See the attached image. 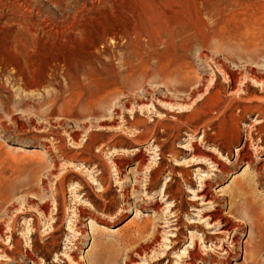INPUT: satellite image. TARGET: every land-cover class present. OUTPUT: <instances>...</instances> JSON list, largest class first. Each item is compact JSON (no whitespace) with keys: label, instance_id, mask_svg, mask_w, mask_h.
Masks as SVG:
<instances>
[{"label":"rangeland","instance_id":"1","mask_svg":"<svg viewBox=\"0 0 264 264\" xmlns=\"http://www.w3.org/2000/svg\"><path fill=\"white\" fill-rule=\"evenodd\" d=\"M27 1L0 4V264H264V0ZM141 9L156 29L105 39Z\"/></svg>","mask_w":264,"mask_h":264},{"label":"bare ground","instance_id":"2","mask_svg":"<svg viewBox=\"0 0 264 264\" xmlns=\"http://www.w3.org/2000/svg\"><path fill=\"white\" fill-rule=\"evenodd\" d=\"M106 0H96V5L99 7H101V5L103 6L105 4ZM153 2H157V0H152ZM200 3H207L208 2V6L210 7V9L214 8V4L212 3V0H198ZM207 1V2H206ZM0 4L2 5V10L4 9H8L11 12H13L14 14H21V16H25V14L28 15V13H30V10L32 9L30 6L29 1L27 0H0ZM97 8V7H96ZM91 10V9H90ZM151 13V12H149ZM2 14V13H1ZM84 14V13H83ZM150 14H148V9H141L140 12L136 13L135 15H132L130 18H125V21L121 24L118 25L117 27H115L112 32L110 33V35L107 37L106 36V40H111V41H115V42H119L120 39H124V38H129L128 36H123V35H130V39L131 41L133 40L132 38H139L142 34L147 33L146 30H150L152 29H156V27L158 26L157 24L153 23V21L150 19L151 17L149 16ZM113 28V27H112ZM254 33V32H253ZM240 35V34H239ZM104 38V37H103ZM234 38V37H233ZM213 39V38H212ZM249 39V38H248ZM263 39V38H261ZM240 40V39H239ZM110 41V42H111ZM216 41V40H215ZM219 41V40H218ZM250 41V40H249ZM103 42V41H102ZM251 42V41H250ZM263 43V42H262ZM243 44V43H242ZM250 44V43H249ZM254 44V43H253ZM256 45V44H255ZM258 45V44H257ZM104 46V45H103ZM168 47V46H167ZM219 48V47H218ZM169 49V48H168ZM247 49V48H246ZM1 50V49H0ZM169 52V51H168ZM79 65V64H78ZM162 67V66H161ZM164 67V66H163ZM79 68V67H78ZM132 68V67H131ZM160 68V67H159ZM158 69V67H157ZM171 69V68H170ZM162 70V69H161ZM63 71V70H62ZM96 71V70H95ZM114 71V70H113ZM175 71V70H174ZM82 72V71H81ZM84 72V71H83ZM184 71L181 69L178 71L177 75L175 73V75L177 76V78L182 77L181 75H183ZM76 73V72H75ZM163 73V72H162ZM169 73V71H168ZM171 73V72H170ZM169 73V74H170ZM71 74V73H70ZM91 75V74H90ZM125 76V75H124ZM95 77V76H94ZM99 77V76H98ZM170 77V76H169ZM92 79H94L92 77ZM95 81V80H93ZM118 81V80H117ZM81 82V81H80ZM88 82V81H87ZM75 84V83H74ZM81 84V83H80ZM98 84V83H97ZM108 86V85H107ZM82 87V86H81ZM109 89V88H108ZM98 90V89H97ZM109 91H111L109 89ZM82 92V91H81ZM103 92V91H102ZM107 92V91H105ZM98 95L95 93H93V96L91 98V100H89L90 102H88L86 105L89 115H93L96 110L94 107L98 108V105H102L103 102H105L104 100V95L102 96L100 94V92L98 91ZM111 94V92H108ZM108 95V94H106ZM114 95V94H113ZM86 98V97H85ZM89 99V97H88ZM113 105V104H112ZM69 106V105H68ZM72 107V105H71ZM98 110V109H97ZM112 110V109H111ZM139 122H136V124H138ZM135 124V126H136ZM98 127L101 128H105L106 124L104 123H100L98 125ZM233 134V133H232ZM237 136V135H236ZM245 148V150H244ZM211 153H214V151L216 150H207ZM241 154H239V158L238 161L241 162H245L248 165H252V159L251 156L248 154V150L246 148V145L243 146V148L241 149ZM207 158H210V156H207ZM212 160H214V158H210ZM215 162H217V160L215 159ZM143 163V162H142ZM141 166V162L136 166L137 170L140 168ZM221 171L223 173H227V167L221 164ZM157 169L154 168L152 170V173L156 174ZM122 171V170H121ZM159 173V172H158ZM256 178L258 180V182H260L261 179V175L260 172H258L256 174ZM99 181H102L101 178H99ZM251 180H249V178L246 181L243 180H239L236 181L235 184V188L233 189L231 195L232 198L230 200V203H232L233 199H237V198H243L245 197V203L241 205H236V207L238 209H240V211H238L239 215H241V217L245 220H250L252 223V229H254V231L256 232V234H262L260 233V229L259 227L261 226L262 223V217L260 216V213H258V207L252 203V201L249 199V187ZM260 185V184H259ZM206 196V195H205ZM231 197V196H230ZM216 213H220L219 209L215 210ZM222 212V211H221ZM241 212V213H240ZM224 213V212H222ZM217 218L221 219V220H225L226 223H230L232 226L229 228V230H239L242 229L241 225L236 224V222H233L230 218L228 217H224V214H221V216H216ZM248 218V219H247ZM91 224L94 223V219L90 218L89 219ZM263 224V223H262ZM143 226V225H142ZM102 227L103 230H105L106 228L103 226ZM261 228V227H260ZM262 229V228H261ZM244 230V229H243ZM262 237L264 236L263 234L261 235ZM251 242V241H250ZM250 242H248L247 244H245L244 248V254H245V259H249V260H256L257 257V248L255 246H251ZM176 243V242H175ZM235 245H238L237 242H233ZM174 249V248H171ZM237 249H235L234 251H236ZM238 251V250H237ZM239 252H236V254H238ZM226 256L228 259H232L234 258V254L233 252L226 250ZM189 258L190 260H192V262H189L187 264H195V262L197 261H201V262H218V260L216 259V257L213 254H210L208 257H203L202 255H200V253L197 251V249L195 248V250H193L191 253H189ZM27 259H29L30 261H32L33 263H35L36 261L33 259L32 255L28 254L27 255Z\"/></svg>","mask_w":264,"mask_h":264}]
</instances>
